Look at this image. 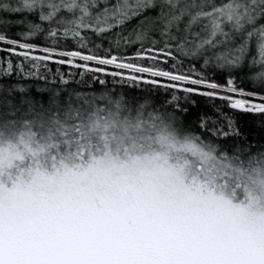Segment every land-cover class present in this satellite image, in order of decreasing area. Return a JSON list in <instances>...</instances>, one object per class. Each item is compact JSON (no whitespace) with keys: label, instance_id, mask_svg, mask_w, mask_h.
<instances>
[{"label":"snow or ice","instance_id":"1","mask_svg":"<svg viewBox=\"0 0 264 264\" xmlns=\"http://www.w3.org/2000/svg\"><path fill=\"white\" fill-rule=\"evenodd\" d=\"M0 264H264V0H0Z\"/></svg>","mask_w":264,"mask_h":264},{"label":"trees","instance_id":"2","mask_svg":"<svg viewBox=\"0 0 264 264\" xmlns=\"http://www.w3.org/2000/svg\"><path fill=\"white\" fill-rule=\"evenodd\" d=\"M65 70H67V69H65Z\"/></svg>","mask_w":264,"mask_h":264}]
</instances>
